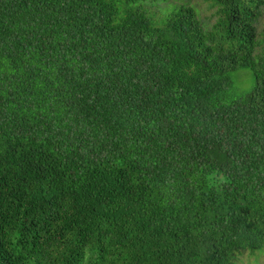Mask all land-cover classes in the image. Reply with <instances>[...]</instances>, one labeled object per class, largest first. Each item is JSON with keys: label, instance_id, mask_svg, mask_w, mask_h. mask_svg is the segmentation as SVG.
Listing matches in <instances>:
<instances>
[{"label": "trees", "instance_id": "trees-1", "mask_svg": "<svg viewBox=\"0 0 264 264\" xmlns=\"http://www.w3.org/2000/svg\"><path fill=\"white\" fill-rule=\"evenodd\" d=\"M165 1L0 0V264L264 249V0Z\"/></svg>", "mask_w": 264, "mask_h": 264}, {"label": "rangeland", "instance_id": "rangeland-1", "mask_svg": "<svg viewBox=\"0 0 264 264\" xmlns=\"http://www.w3.org/2000/svg\"><path fill=\"white\" fill-rule=\"evenodd\" d=\"M186 4L193 6L197 11L199 18L208 26H211L215 19V8L212 0H167L159 3V8L169 7L171 5ZM257 31L259 38L264 40V9L262 15L257 23ZM234 86L241 91H248L253 86L254 79L250 71L240 70L231 74ZM256 255L244 254L240 256L236 264H264V249L256 252Z\"/></svg>", "mask_w": 264, "mask_h": 264}]
</instances>
